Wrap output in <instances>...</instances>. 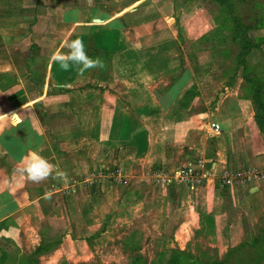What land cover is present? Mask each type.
<instances>
[{
	"label": "rangeland",
	"instance_id": "rangeland-1",
	"mask_svg": "<svg viewBox=\"0 0 264 264\" xmlns=\"http://www.w3.org/2000/svg\"><path fill=\"white\" fill-rule=\"evenodd\" d=\"M125 1H142L128 13L127 27L143 37L139 45L144 50L153 52L146 63L157 71L155 86L163 92L178 83L176 123L188 121L201 132L172 138L170 159L159 162L147 156L161 143L146 140L142 156L125 165L124 172L118 171L123 181H118L112 207L102 203L88 219H80L77 211L74 220L67 221L61 219L62 211L50 214L41 205L31 212L20 209L21 198L28 202L29 190L35 198L46 193L45 179H27V185L14 187L19 188L14 193L0 183V222L15 214L11 222L0 225V264H264V200L253 198L255 191L222 188L220 168L211 184L195 191L157 177L161 170L170 175L198 159L200 151L211 168L218 152L233 148L237 156H231L230 166L241 169L248 164L242 151L250 150V157L264 152V0H118L117 4ZM109 28L112 31L113 25ZM102 54L91 57L100 61L91 68L92 78H97L91 86L125 93L111 58ZM30 78L26 85L42 80L39 74ZM38 91L14 93L16 106L22 100L34 101L22 113L29 116L31 133L39 131L38 118L44 114ZM52 93L49 89L47 94ZM4 101L0 97V103ZM5 109L0 106V115ZM214 115L223 121L225 135L211 131L216 136L206 137L207 128L222 130ZM6 130L0 121L3 148L10 143L4 139ZM21 130L15 126L12 131L16 136ZM38 140L31 139V146ZM6 160L11 156L0 154V182L5 173H22L29 162L10 165ZM223 167L229 168L226 163Z\"/></svg>",
	"mask_w": 264,
	"mask_h": 264
},
{
	"label": "crops",
	"instance_id": "crops-1",
	"mask_svg": "<svg viewBox=\"0 0 264 264\" xmlns=\"http://www.w3.org/2000/svg\"><path fill=\"white\" fill-rule=\"evenodd\" d=\"M117 1L0 0V79H5L0 82V97L6 98L4 104L0 103L6 107L0 121L9 128L4 139H10L9 145L4 148L0 145V154L11 156L12 160H6L12 163L10 165L42 158L50 168V174L44 178L47 183L42 184L48 188L46 193L40 192V197L35 198L33 191L29 190L28 202L25 197L21 198L20 209L23 211H36L41 205L50 214L62 211L61 219L67 221L74 220L77 211L80 219H88L102 203L110 209L111 201L119 193L118 181H123L118 171L124 172L125 165L128 167L131 161L142 156L146 140L155 139L161 143L157 147L158 155L154 146L153 152L147 156L159 162L170 159L172 138L182 135L191 138L195 130L201 132L199 126L192 128L188 121H182L181 126L176 123L180 119L179 115L173 114L179 96L178 83H172L163 92L155 86L157 71L146 63L153 52L144 50L139 45L143 44V37L132 34L127 27L128 13L136 10L142 1L135 4L127 1L117 4ZM111 25L112 31H107ZM77 38L83 41L89 58L101 53L109 55L124 83L125 93L91 86V82L97 81L91 76V68L81 75L76 66L64 71L51 59L53 54L67 53V44ZM35 74L42 76L41 82L37 84L29 80L26 85V79ZM49 89L53 90L52 95L47 94ZM34 90L41 91L36 96L44 114L38 118L39 131L31 133L29 116L22 113L33 107L34 101L22 100L16 106L14 93L24 91L28 94ZM170 98L171 102L168 101ZM13 113L17 114L16 118ZM195 116L202 115L197 113ZM213 117L217 123H223L217 115ZM15 126L22 129L16 136L12 131ZM221 127L220 135L224 136L225 126L222 124ZM2 134L0 131V137ZM205 135L216 136L209 128ZM38 138L35 147L31 146V139ZM123 153L130 157L125 159ZM217 155L212 170L221 169L223 163L230 169H241L230 166L233 162L231 156H237L233 148L231 151L221 150ZM240 155L248 162L244 167L253 168L259 174L252 185L240 187L248 193L255 191L253 198L262 202L264 152L250 157V150H244ZM57 171H62L64 177H56ZM5 176L0 183L3 182L13 193L19 190L14 187L27 185L25 172L16 170L11 175L5 173ZM104 214L103 219L106 218ZM31 215L35 217L36 214ZM14 216V213L7 216L0 225L11 222Z\"/></svg>",
	"mask_w": 264,
	"mask_h": 264
},
{
	"label": "built area",
	"instance_id": "built-area-1",
	"mask_svg": "<svg viewBox=\"0 0 264 264\" xmlns=\"http://www.w3.org/2000/svg\"><path fill=\"white\" fill-rule=\"evenodd\" d=\"M214 133H220L219 126L209 128ZM199 158L194 161L185 163L181 168L168 175L165 172L159 171V175L164 176L166 184L184 188L185 190L195 191L201 190L206 184H211L214 180V175L217 174L216 168L213 170L207 166V158L202 151L198 152ZM259 174L253 168L248 169H230L223 167L220 169L219 183L222 188L231 186H247L252 185L258 180Z\"/></svg>",
	"mask_w": 264,
	"mask_h": 264
},
{
	"label": "clouds",
	"instance_id": "clouds-1",
	"mask_svg": "<svg viewBox=\"0 0 264 264\" xmlns=\"http://www.w3.org/2000/svg\"><path fill=\"white\" fill-rule=\"evenodd\" d=\"M67 53L53 54L51 59L58 63L60 69L68 71L70 67L76 66L78 74H83L87 69L96 67L100 61L92 60L89 58L85 51V46L80 38L69 41L67 44ZM28 176V179L33 181H39L46 178L50 174V168L47 161L42 158H34L28 162V164L21 169ZM64 173L57 171L56 177L63 178Z\"/></svg>",
	"mask_w": 264,
	"mask_h": 264
}]
</instances>
